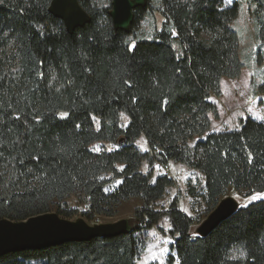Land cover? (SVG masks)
<instances>
[{"label": "trees", "instance_id": "1", "mask_svg": "<svg viewBox=\"0 0 264 264\" xmlns=\"http://www.w3.org/2000/svg\"><path fill=\"white\" fill-rule=\"evenodd\" d=\"M50 1L0 0V218L55 212L69 219L77 213L66 206L72 195L85 199L88 219L112 217L133 197L146 207L173 181L163 174L152 183L140 171L144 160L200 173L202 185L186 192L203 218L229 187L245 195L264 189V116L219 131L209 117L220 79L238 78L243 68L231 26L242 0H145L127 32L114 29L111 0H78L90 20L73 32L49 12ZM248 3L264 43V0ZM156 14L161 25L141 37L139 24ZM141 134L145 152L135 145ZM102 141L112 149H92ZM145 207V227L162 215L169 220L170 263L264 264V199L238 206L206 236L190 232L195 218L176 200L164 212ZM145 227L9 252L0 264H136Z\"/></svg>", "mask_w": 264, "mask_h": 264}, {"label": "rangeland", "instance_id": "2", "mask_svg": "<svg viewBox=\"0 0 264 264\" xmlns=\"http://www.w3.org/2000/svg\"><path fill=\"white\" fill-rule=\"evenodd\" d=\"M235 0H224L229 5ZM250 0H242L241 8L238 16L232 21L231 26L238 35V56L243 64L238 78L230 79L223 77L220 79L221 95L215 97L210 96V101L214 102L217 107L216 115H209L212 124V130H233L239 127V121L250 117L255 120H262L264 116V93H259V86L264 84V43L256 39L255 34L259 33V28L253 25L251 19ZM162 23L159 15L154 17H145L138 27L141 37L150 38L154 28H158ZM120 122L124 127L128 123L126 114H120ZM135 145L141 152L148 149V143L143 134L135 141ZM94 150H110L112 145L108 142H95L92 144ZM119 167H121L119 165ZM140 171L144 174L150 172V181L153 183L157 176L166 174L172 179L173 184L166 188V191L160 199L149 203L146 207L143 201L138 197H133L121 203L114 216L104 217L96 215L92 219H88L83 215L87 211L85 199L78 196H70L66 200V206L77 209L76 215L69 218L75 220L83 218L88 224L113 223L121 219H126L131 227H145V222L149 220L147 210L164 212L169 209L173 202H177L178 209L192 217L195 221L190 232L196 234V228L204 217L202 209L196 204V211L190 208V199L187 195L188 184L199 188L203 183L202 175L196 171L187 168L181 163L168 161L166 165L155 162L152 167L148 166L146 160L142 161ZM110 176H106L109 178ZM119 180L112 183V187L118 184ZM106 191L108 188H105ZM264 193V189L260 191H252L245 195L244 191H236L229 187L223 197H232L236 200L239 207H244L249 203L264 199V196L256 200H251L252 196ZM139 211V215L135 216ZM204 219V218H203ZM171 225L166 215H162L157 222L149 227L141 229V238L143 248L141 249L136 264H176L169 262V256L176 258L175 252L171 248L173 242L170 233ZM29 264H38L36 260L29 261Z\"/></svg>", "mask_w": 264, "mask_h": 264}, {"label": "water", "instance_id": "3", "mask_svg": "<svg viewBox=\"0 0 264 264\" xmlns=\"http://www.w3.org/2000/svg\"><path fill=\"white\" fill-rule=\"evenodd\" d=\"M145 0H111L109 16L114 29L129 31L133 10L144 7ZM64 23L68 32L88 23L90 18L78 0H51L48 8ZM238 209L236 200L223 197L196 228L199 236H206L221 221ZM129 229L126 219L113 223L88 224L83 218L70 220L55 212H47L21 221L0 218V256L9 252L39 249L71 241H87L93 237H112Z\"/></svg>", "mask_w": 264, "mask_h": 264}, {"label": "snow or ice", "instance_id": "4", "mask_svg": "<svg viewBox=\"0 0 264 264\" xmlns=\"http://www.w3.org/2000/svg\"><path fill=\"white\" fill-rule=\"evenodd\" d=\"M173 35H175V33H173ZM62 116H66L67 114L66 113H61ZM264 196V193H260V194H257L255 196H252L250 199L251 200H256V199H259L260 197ZM241 256L244 255L243 252L240 253Z\"/></svg>", "mask_w": 264, "mask_h": 264}]
</instances>
